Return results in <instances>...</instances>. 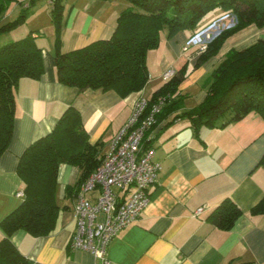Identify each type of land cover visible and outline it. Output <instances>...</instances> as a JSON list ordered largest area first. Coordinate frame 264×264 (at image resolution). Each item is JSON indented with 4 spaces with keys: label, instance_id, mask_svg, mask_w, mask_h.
I'll return each instance as SVG.
<instances>
[{
    "label": "crops",
    "instance_id": "0c3cea01",
    "mask_svg": "<svg viewBox=\"0 0 264 264\" xmlns=\"http://www.w3.org/2000/svg\"><path fill=\"white\" fill-rule=\"evenodd\" d=\"M19 1L24 5L29 2ZM121 1L63 2L59 33L62 50L71 51L110 38L120 12L128 6V2L120 4ZM223 13L226 12L221 9L215 14L210 12L205 23L171 38L164 29L160 45L148 51V83L126 97L115 90H80L59 82L57 31L47 41L43 26L23 30L21 38L37 30L44 72L39 79L23 77L18 84L13 137L8 150L0 155V222L23 201L17 195L25 186L18 173L20 156L30 144L54 129L69 105L80 111L90 143L99 145V157L103 158L110 142L131 116L135 102L141 96L150 98L167 81L162 78L163 71L174 68L176 73L183 71L185 75L170 97L182 101L147 134L148 143L155 149V159L162 164L158 180L148 189L150 204L111 241L108 258L111 264H264V213L252 212L264 197V165L260 163L264 155L263 116L251 111L226 125H222V118L215 126L196 129L192 118L183 115L205 101V82L230 49H241L264 38V27L250 24L228 37L217 55L199 64L204 45L219 34L210 32ZM7 15L6 12L2 19ZM81 172L77 165H60L55 193L59 213L50 234L36 237L18 230L12 235V241L29 264H102L90 252L71 246ZM69 186L72 192L67 191ZM97 195V191L87 193L90 199ZM226 197L242 210L229 230L208 219ZM201 207L202 212L197 213ZM3 237L0 226V240Z\"/></svg>",
    "mask_w": 264,
    "mask_h": 264
},
{
    "label": "trees",
    "instance_id": "16d2710c",
    "mask_svg": "<svg viewBox=\"0 0 264 264\" xmlns=\"http://www.w3.org/2000/svg\"><path fill=\"white\" fill-rule=\"evenodd\" d=\"M12 1L0 0V19ZM35 1L30 0L25 6L18 0L21 5L19 15L0 25V34L23 24ZM63 1L49 3L58 27L55 40L58 81L80 90H115L122 97L142 90L148 83L147 54L160 45L164 29L171 38L180 31L195 29L216 8L232 12L237 19L235 25L223 29L207 44L199 59L201 64L217 55L227 38L241 29L250 24L264 27V0H126L128 6L120 12L110 38L64 51L59 35ZM36 32L31 30L26 36L0 46V155L8 150L13 137L20 79H39L44 72ZM184 75L183 71L176 73L150 97V104L157 102L159 97L167 98L152 128L182 101L170 96L177 91ZM205 86L208 87L205 101L183 114L192 118L196 129L202 125L215 126L222 118L225 119L222 125H226L251 111L259 112L264 118V38L241 49H230ZM147 134L145 145L150 146ZM99 154V145L90 143L80 111L73 105L66 108L50 133L26 148L18 165L25 195L22 203L0 222L4 231L0 240V264H29L12 241L16 231L25 230L38 237L54 230L59 213L55 193L60 165L79 166L82 170L80 185L101 164L103 158ZM260 163L264 165V155ZM67 191L72 192V188L67 187ZM252 212L264 213V197ZM241 215L242 210L236 202L226 197L210 212L208 219L215 226L229 230ZM242 264L257 263L247 261Z\"/></svg>",
    "mask_w": 264,
    "mask_h": 264
},
{
    "label": "built area",
    "instance_id": "2783aa9c",
    "mask_svg": "<svg viewBox=\"0 0 264 264\" xmlns=\"http://www.w3.org/2000/svg\"><path fill=\"white\" fill-rule=\"evenodd\" d=\"M176 72L174 68L167 69L162 78L169 80ZM166 102V97H159L150 104L149 97L141 96L110 142L101 164L78 186L71 246L90 252L102 264H111L108 258L111 241L150 204L148 189L158 180L162 164L155 159L154 147L145 145V138ZM96 191L94 199L88 198L87 193ZM17 195L24 197L25 193L20 190ZM202 210L203 207L199 208L197 213Z\"/></svg>",
    "mask_w": 264,
    "mask_h": 264
},
{
    "label": "rangeland",
    "instance_id": "374dc122",
    "mask_svg": "<svg viewBox=\"0 0 264 264\" xmlns=\"http://www.w3.org/2000/svg\"><path fill=\"white\" fill-rule=\"evenodd\" d=\"M28 1H30V0H28ZM74 1L76 2V0H74ZM63 2L64 3H66V2L70 3V0H64ZM119 3L124 4V3H127V1L122 0ZM220 9L221 8H216L215 10L211 11V13L215 14L216 11L220 10ZM221 10H223V9H221ZM20 11H21V5L18 2V0L12 1L8 10L6 11L8 13V15H7V17H5V19L1 18L0 25L17 18ZM205 17L200 21V23L203 24L206 22L207 18H205ZM236 21H237L236 16L232 12L223 13L222 16L219 17L217 19V21L215 22L216 27H214V28L212 27V29H211L212 32H210V33H212V35H213V32L215 34H218L223 29L234 26ZM35 26H43L42 28H44V29H42V30H44V32L46 33V40L47 41L49 40V35L55 34L57 29H58L57 24L55 23V21L53 19L52 5H50L47 0H36L33 9L31 10L30 14L28 15V17L26 18V20L23 24H21L20 26H18L17 28H15L11 31H8L6 33H1L0 34V46L5 44L6 42L10 41L11 39H13V40L20 39L21 38L20 33L23 30H25V29L30 30L31 27L35 28Z\"/></svg>",
    "mask_w": 264,
    "mask_h": 264
}]
</instances>
